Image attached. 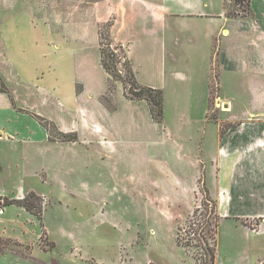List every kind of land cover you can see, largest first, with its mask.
<instances>
[{
  "label": "rangeland",
  "instance_id": "rangeland-1",
  "mask_svg": "<svg viewBox=\"0 0 264 264\" xmlns=\"http://www.w3.org/2000/svg\"><path fill=\"white\" fill-rule=\"evenodd\" d=\"M251 2L223 0L225 22L213 39L207 120L220 123L221 133L235 128L236 120L260 116L252 76L253 55H264V0ZM137 3L0 0V68L18 102L48 124L52 142L75 139L42 147L53 161L46 169L47 199L28 202L33 212L42 209L48 235L26 244L0 238V264H208L205 248L214 243L215 264H259L264 258V231L246 235L234 220L220 218L211 191L214 171L211 183L199 165L190 184L177 185L176 150L163 127L179 139L198 136L199 125L189 123L173 89H158L162 115L159 125L150 120L149 108L157 106L149 95L158 96L138 83L131 66L138 55L131 50L130 62L119 30L139 14ZM77 28L97 37V49L73 40ZM101 50L114 55L107 60L114 77L101 66ZM221 55L238 57L249 93L235 84L242 74H224L220 90ZM78 105L87 110L84 116ZM231 115L238 119L222 121ZM92 121L103 128L100 134H90ZM62 125L72 132H62ZM242 222L258 230L264 220Z\"/></svg>",
  "mask_w": 264,
  "mask_h": 264
},
{
  "label": "crops",
  "instance_id": "crops-1",
  "mask_svg": "<svg viewBox=\"0 0 264 264\" xmlns=\"http://www.w3.org/2000/svg\"><path fill=\"white\" fill-rule=\"evenodd\" d=\"M139 1V14L132 17V22L119 28L128 54L134 50L138 55L137 61L131 64L138 83L162 89L164 93L171 89L178 92V99L184 101L180 107L187 109L189 123L199 125L198 136L184 133L179 139L165 133L163 127L165 139L168 141L167 137L171 138L176 150L175 165L181 171L175 178L177 185L182 186V180L190 184L193 179L189 174L196 171L199 165L208 171L209 182L214 171L211 191L220 218L234 220L246 235L263 232L264 223L254 230L242 221L264 220V55H253L257 63L252 76L253 106L260 116L253 120H236L238 124L235 128L229 127L221 133L220 123L215 125L208 121L207 112L213 39L225 22L223 0ZM84 30L77 28L72 32L73 40L97 49V37L87 38ZM1 58L4 60V55H0ZM131 58L129 54L130 62ZM239 63L238 57L221 55L220 90L224 74H242ZM0 82L4 86L0 90V238L26 244L42 232L48 235L42 227V214L38 219L25 208L7 204L5 200L22 201L32 193L42 198L44 203L47 199L44 193L49 184L45 180L46 169H51L48 165L53 161L45 157L47 152L42 147L63 146L71 141L50 140L37 116L25 103L18 102L11 80L1 68ZM235 84L245 92L249 91L243 74ZM181 91L184 94L181 95ZM233 107L231 104V109ZM86 111L84 106L78 105L77 112L82 116ZM225 118L226 121H222L229 122L238 119V116ZM150 120L159 125L151 116ZM92 122L95 124L90 134H100L103 128L96 121ZM60 128L65 134L73 130L64 125ZM208 128L216 131L214 137H211ZM197 155L201 164L197 163ZM36 223L40 225V231L33 229ZM259 262H264V258Z\"/></svg>",
  "mask_w": 264,
  "mask_h": 264
},
{
  "label": "trees",
  "instance_id": "trees-1",
  "mask_svg": "<svg viewBox=\"0 0 264 264\" xmlns=\"http://www.w3.org/2000/svg\"><path fill=\"white\" fill-rule=\"evenodd\" d=\"M100 63H101V66L103 68V70L114 77L113 73H112V69L110 68V65L108 64L107 60L112 58L114 55H108L106 54V52L104 50H101L100 51ZM128 62V61H127ZM130 65V63H127ZM128 65V66H129ZM131 71V67L129 68ZM132 72V71H131ZM4 89V86L2 85V83L0 82V90H3ZM149 90V92H154L158 98H155L153 97V100L151 99V96L152 95H149L150 97V100L153 102V104H155L157 106V111L154 110V107H151L149 108L150 110V116L152 118L153 121L155 122H160V120H158L157 118L160 117L162 115V109H161V91L158 90V89H152V88H147ZM138 95V94H136ZM37 120L42 123L46 129V131L48 132V124L46 122H44L43 120H41L38 116L36 117ZM49 135V134H48ZM74 137H72L71 139H69L70 141H74L75 139H73ZM30 198H37L34 194H28L22 201H16V200H13V201H7L6 203L7 204H16V205H19L23 208H25L27 211L35 214L37 216L38 219H40L41 217V214H42V209L39 208V210L37 212H33L32 211V208L34 205L32 203H29L28 200ZM178 242V240H177ZM216 242V241H215ZM215 243H214V248L213 246H208L206 247V251L208 252V264H215V259H216V254H215ZM196 264H199L196 262ZM259 264H264V262H259Z\"/></svg>",
  "mask_w": 264,
  "mask_h": 264
}]
</instances>
